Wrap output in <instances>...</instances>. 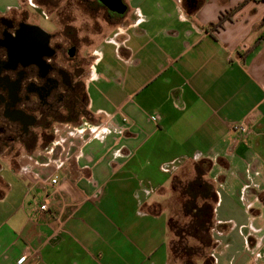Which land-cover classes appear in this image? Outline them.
I'll use <instances>...</instances> for the list:
<instances>
[{"label": "crops", "instance_id": "0c3cea01", "mask_svg": "<svg viewBox=\"0 0 264 264\" xmlns=\"http://www.w3.org/2000/svg\"><path fill=\"white\" fill-rule=\"evenodd\" d=\"M36 1L0 0V19L42 28ZM123 1L86 101L0 159L14 172L0 171V264H171L163 205L201 159L218 194L213 264H264V0Z\"/></svg>", "mask_w": 264, "mask_h": 264}, {"label": "flooded vegetation", "instance_id": "af4514ba", "mask_svg": "<svg viewBox=\"0 0 264 264\" xmlns=\"http://www.w3.org/2000/svg\"><path fill=\"white\" fill-rule=\"evenodd\" d=\"M47 38L23 17L0 19V155L5 146L31 138L35 127H50L86 101L88 73L69 54L72 47L78 52V36L64 41L50 34L51 47ZM8 67H14L12 80L4 74ZM36 112L41 118L33 116Z\"/></svg>", "mask_w": 264, "mask_h": 264}, {"label": "rangeland", "instance_id": "374dc122", "mask_svg": "<svg viewBox=\"0 0 264 264\" xmlns=\"http://www.w3.org/2000/svg\"><path fill=\"white\" fill-rule=\"evenodd\" d=\"M35 10L31 9V22L40 25L44 30L57 33L64 41L65 37L70 39V35H77L79 38L76 61L83 65L86 74L89 73L99 42L109 33L111 27L117 21V15L104 6L99 0H37L33 3ZM25 12V11H24ZM70 46L71 44H66ZM87 77V76H86ZM42 133L49 134L51 127H42ZM40 129V130H41ZM19 144L14 147L5 146L0 155H10L12 162L19 153ZM1 175L7 177L14 174L10 161L0 160ZM193 162L182 163L177 172L178 177L187 180L194 172ZM2 181L0 177V187ZM172 250L178 252V241H172ZM171 242V244H172ZM195 259H192L194 264ZM185 260L171 258V264H186Z\"/></svg>", "mask_w": 264, "mask_h": 264}, {"label": "trees", "instance_id": "16d2710c", "mask_svg": "<svg viewBox=\"0 0 264 264\" xmlns=\"http://www.w3.org/2000/svg\"><path fill=\"white\" fill-rule=\"evenodd\" d=\"M244 3L238 5L242 7ZM231 13V11H230ZM227 19L220 17L211 29L221 27ZM195 170L187 179L182 180L178 174L173 179L169 198L163 207L168 211L169 230L172 241H178L179 250L174 253L173 242L170 246V258L185 260L187 263L213 264L212 249L214 241L211 231L214 227V209L218 201L216 185L208 177L211 166L209 159L193 161Z\"/></svg>", "mask_w": 264, "mask_h": 264}, {"label": "built area", "instance_id": "2783aa9c", "mask_svg": "<svg viewBox=\"0 0 264 264\" xmlns=\"http://www.w3.org/2000/svg\"><path fill=\"white\" fill-rule=\"evenodd\" d=\"M235 127L241 134H246L249 131V127H248L247 123H245V122L237 123L235 125ZM93 128H94L93 133L95 135L107 132V130H108L107 127H104V126H99V127L94 126ZM50 182L52 184H58L59 183V176L55 175L54 177L51 178ZM39 209L42 212L47 211L49 209L48 203L47 202L41 203ZM25 259H26L25 257H22L21 259H19V261H18L19 264H23L25 262Z\"/></svg>", "mask_w": 264, "mask_h": 264}, {"label": "water", "instance_id": "95a60500", "mask_svg": "<svg viewBox=\"0 0 264 264\" xmlns=\"http://www.w3.org/2000/svg\"><path fill=\"white\" fill-rule=\"evenodd\" d=\"M104 6H106L109 10L112 12L118 13V14H123L127 10V5L124 3L123 0H99ZM36 27L39 30H42L39 26H33ZM43 31V30H42ZM46 36L48 37L47 41L49 42L50 40V34L46 33L43 31ZM69 54L71 57H74L77 54V49L76 47H72L69 51ZM186 264H194V263H186Z\"/></svg>", "mask_w": 264, "mask_h": 264}]
</instances>
